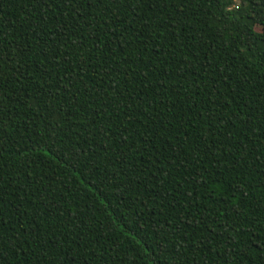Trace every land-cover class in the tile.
Listing matches in <instances>:
<instances>
[{"label":"trees","instance_id":"trees-1","mask_svg":"<svg viewBox=\"0 0 264 264\" xmlns=\"http://www.w3.org/2000/svg\"><path fill=\"white\" fill-rule=\"evenodd\" d=\"M0 17L4 88L54 89L8 105L4 264H264V0H0Z\"/></svg>","mask_w":264,"mask_h":264},{"label":"snow or ice","instance_id":"snow-or-ice-1","mask_svg":"<svg viewBox=\"0 0 264 264\" xmlns=\"http://www.w3.org/2000/svg\"><path fill=\"white\" fill-rule=\"evenodd\" d=\"M69 9L71 10V8L75 7V3L77 2V0H66ZM128 2V0H92L93 4H105L108 6V8H111L113 5H121ZM133 2H142V0H133ZM151 2L153 4H157L158 2L163 3L166 2V0H151ZM79 14V13H77ZM100 13H97V15H99ZM81 19H83V16H81ZM0 21H2V17H0ZM101 27H103V25H101ZM69 30L71 35H75L77 32L80 31L79 27H75L72 28L69 26ZM114 31V30H113ZM257 31L264 34V19H262L258 25H257ZM63 34V28H61V31L59 33H57V35H62ZM94 35V34H93ZM161 36H163V33H161ZM44 47L45 48H51V45H49L48 41L45 40L44 41ZM69 47H71V45H69ZM95 47V45L93 46ZM13 53H15L16 55H27V53L24 50H20L17 51L15 49L12 50ZM68 52V48L64 49V53L65 55ZM93 55H95V53H93ZM11 57H9L8 55H6L2 50H0V65H3L5 60H10ZM53 59H55V55H53ZM84 59H89V63H91V59L88 57H82L80 59V63H79V67L78 70L76 71V75H75V80H79V82L81 84H84L86 86V81H85V75L88 74L87 69H88V65L84 64ZM65 63H71V60L66 59ZM29 75L31 76L32 73H29ZM0 76H2V73H0ZM47 76V73L42 74L40 79L44 80V83H37L35 85H30V84H25V88L31 87L32 91L29 93L28 96L24 97L23 101L17 97L15 99H13V93L10 90H6L3 86V83L0 82V154L3 153L4 149V135H5V130L7 128L8 122L12 119V112L10 111L8 105H12L13 107H19L21 105V103H27L29 100L31 101H36V100H47L49 97L52 96V93L54 91V89L52 88V86L50 85V81L52 79V77L47 76V79L45 78ZM61 79H67L69 83H73L74 84V78L72 77L71 74H69L66 77H61ZM94 79V77H93ZM75 86V84H74ZM93 88H95V84H93ZM81 91H83V89H81ZM157 92L160 91L159 88L156 89ZM113 96V93L111 92H107L105 91L104 93V97H111ZM93 99H95V97H93ZM106 108L107 109H111L112 105L111 104H107L106 103ZM116 108L117 109H123L126 108V104L124 101H120L119 103L116 104ZM109 115H111V111L108 112ZM124 129L125 131H127V125H124ZM13 131H19L18 129H13ZM52 131L55 132L56 131V127L55 125L52 126ZM115 135V133H113ZM27 135L26 132H21V138L23 139L25 136ZM118 139L121 137H117ZM32 139H35V137H32ZM137 149H132V151H136ZM27 153L25 152V155ZM39 154V153H38ZM44 155H47V152L43 153ZM152 163H156V161H153ZM6 187V185H4L2 182H0V188H4ZM155 187V186H154ZM170 191V190H169ZM0 206H2V201H0ZM261 223L264 224V220H261ZM231 234V233H229ZM3 233H2V229H0V264H4L3 261V257L5 252L7 251V249L5 248V241L2 238ZM12 238H10L11 241ZM24 251H27V249H24ZM264 254V245H262V253Z\"/></svg>","mask_w":264,"mask_h":264},{"label":"rangeland","instance_id":"rangeland-1","mask_svg":"<svg viewBox=\"0 0 264 264\" xmlns=\"http://www.w3.org/2000/svg\"><path fill=\"white\" fill-rule=\"evenodd\" d=\"M257 28V27H256Z\"/></svg>","mask_w":264,"mask_h":264}]
</instances>
